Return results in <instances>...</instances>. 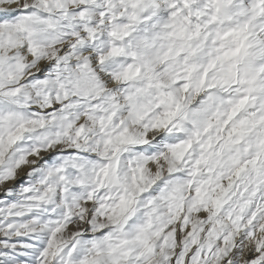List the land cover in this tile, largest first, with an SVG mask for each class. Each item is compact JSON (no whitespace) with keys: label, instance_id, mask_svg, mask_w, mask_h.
Segmentation results:
<instances>
[{"label":"snow or ice","instance_id":"6c2138e0","mask_svg":"<svg viewBox=\"0 0 264 264\" xmlns=\"http://www.w3.org/2000/svg\"><path fill=\"white\" fill-rule=\"evenodd\" d=\"M0 264H264V0H0Z\"/></svg>","mask_w":264,"mask_h":264}]
</instances>
